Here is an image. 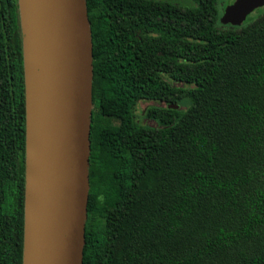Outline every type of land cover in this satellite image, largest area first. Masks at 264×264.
I'll return each mask as SVG.
<instances>
[{
  "label": "trees",
  "instance_id": "16d2710c",
  "mask_svg": "<svg viewBox=\"0 0 264 264\" xmlns=\"http://www.w3.org/2000/svg\"><path fill=\"white\" fill-rule=\"evenodd\" d=\"M219 1L86 0L83 264H264V9L223 24ZM24 189L18 1L0 0V264H22Z\"/></svg>",
  "mask_w": 264,
  "mask_h": 264
},
{
  "label": "water",
  "instance_id": "95a60500",
  "mask_svg": "<svg viewBox=\"0 0 264 264\" xmlns=\"http://www.w3.org/2000/svg\"><path fill=\"white\" fill-rule=\"evenodd\" d=\"M17 1L25 92L22 264H83L93 106L86 0ZM263 5L234 0L220 21L240 25Z\"/></svg>",
  "mask_w": 264,
  "mask_h": 264
},
{
  "label": "rangeland",
  "instance_id": "374dc122",
  "mask_svg": "<svg viewBox=\"0 0 264 264\" xmlns=\"http://www.w3.org/2000/svg\"><path fill=\"white\" fill-rule=\"evenodd\" d=\"M160 1H166V2H170V3H174V4H178V5H181V6H195L196 3L194 2V0H160ZM234 0H220L219 3H218V13L219 15H222L225 7L228 5V4H231ZM263 10L264 9V5L261 6V7H258L256 8L254 11H252L249 15H252V16H255L257 15V13L260 11V9ZM176 85H182L181 83H175ZM160 103L159 102H154V101H142L139 103L138 105V108H139V111L144 108V113H145V108H147L148 106L150 105H159ZM145 117V116H144ZM143 123L144 124H154L153 121L151 120H148L147 118H145L143 120Z\"/></svg>",
  "mask_w": 264,
  "mask_h": 264
},
{
  "label": "flooded vegetation",
  "instance_id": "af4514ba",
  "mask_svg": "<svg viewBox=\"0 0 264 264\" xmlns=\"http://www.w3.org/2000/svg\"><path fill=\"white\" fill-rule=\"evenodd\" d=\"M142 102V101H139L137 106H136V109H135V112H136V121H138L140 124H143V120L145 119L144 117V108H142L140 111H139V108H138V105L139 103ZM93 108V106H92Z\"/></svg>",
  "mask_w": 264,
  "mask_h": 264
}]
</instances>
